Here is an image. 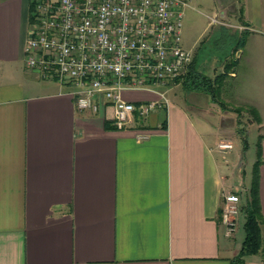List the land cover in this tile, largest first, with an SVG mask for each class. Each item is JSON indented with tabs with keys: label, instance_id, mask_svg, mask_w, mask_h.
I'll return each instance as SVG.
<instances>
[{
	"label": "crops",
	"instance_id": "crops-1",
	"mask_svg": "<svg viewBox=\"0 0 264 264\" xmlns=\"http://www.w3.org/2000/svg\"><path fill=\"white\" fill-rule=\"evenodd\" d=\"M32 1L0 0V264H230L245 237L257 143L264 242V0H213L201 33L214 26L237 47L225 98L260 119L251 165L234 109L182 82L166 88L163 108L122 129L105 128L110 107L79 112L68 85L25 67ZM226 23L245 28L241 46ZM198 55L189 70L211 78L213 58ZM222 142L232 149L219 151ZM226 192L240 195L229 236L221 222ZM244 261L264 264V253Z\"/></svg>",
	"mask_w": 264,
	"mask_h": 264
},
{
	"label": "built area",
	"instance_id": "built-area-1",
	"mask_svg": "<svg viewBox=\"0 0 264 264\" xmlns=\"http://www.w3.org/2000/svg\"><path fill=\"white\" fill-rule=\"evenodd\" d=\"M185 5L182 0H33L25 67L68 85L79 112L94 114L104 105L112 110L115 128L130 126L135 117L166 105V88L192 63V51L181 46ZM132 91L158 99L132 104L123 98ZM217 147L224 152L232 144ZM239 204V193L222 195L221 222L228 236L236 229Z\"/></svg>",
	"mask_w": 264,
	"mask_h": 264
},
{
	"label": "rangeland",
	"instance_id": "rangeland-1",
	"mask_svg": "<svg viewBox=\"0 0 264 264\" xmlns=\"http://www.w3.org/2000/svg\"><path fill=\"white\" fill-rule=\"evenodd\" d=\"M185 2V6L181 9L183 12L182 26H181V46L189 45L193 46V52L199 50L198 61L201 59H207L212 57L214 62L210 63L209 70H211V79L219 76L221 72L226 70L229 73L235 72L237 62V47H233L234 44L230 37L223 36L221 32H218L216 27L212 26L208 28L205 37H201V33L207 23V16L210 15L209 8L213 7V0H182ZM229 28L230 36H235L238 44V40L241 38L240 34L244 31H237L232 27V24L226 23ZM237 31V32H236ZM203 36V35H202ZM211 38V39H210ZM212 40V41H211ZM188 50V49H187ZM192 52V55H193ZM203 75V74H202ZM176 84L181 86V82L184 81V76ZM221 82V83H220ZM217 87L215 86L216 98L222 105L230 106L236 112V118L238 121L237 136L240 140L246 138L248 142V152L245 155V163L251 165V162L255 158V146L257 143V134L259 130L256 125L255 117L250 112V108L245 104L234 105L232 101L227 100L225 97L231 93L234 81L228 75H224L220 80ZM229 97V96H228ZM244 162V160H243Z\"/></svg>",
	"mask_w": 264,
	"mask_h": 264
},
{
	"label": "trees",
	"instance_id": "trees-1",
	"mask_svg": "<svg viewBox=\"0 0 264 264\" xmlns=\"http://www.w3.org/2000/svg\"><path fill=\"white\" fill-rule=\"evenodd\" d=\"M245 34V31L240 34L241 38L238 40L237 46H241V42L243 41ZM227 74L228 72L226 70V74L225 72H223L219 76L211 79L206 77L205 75L194 72L191 68L189 70L188 68L187 73L184 75L185 79L182 83H184V85H187L188 88L200 90L208 94L214 102H217L219 105H222L221 102L216 98L215 86L217 87L223 76ZM249 110L255 117L256 122L259 123L260 119L257 115L256 110L253 108H250ZM105 128L115 129L112 124L109 127L108 122L105 123ZM260 155V144L257 143V159L255 163L254 176L246 200V204L243 208L245 214V222L243 225L245 237L238 254L230 261V264H246L244 261L245 257L264 253V242H262L260 231L261 215L257 195V166L260 162Z\"/></svg>",
	"mask_w": 264,
	"mask_h": 264
}]
</instances>
